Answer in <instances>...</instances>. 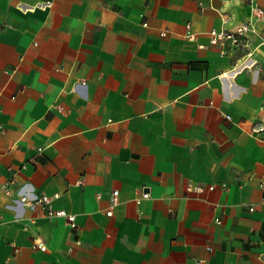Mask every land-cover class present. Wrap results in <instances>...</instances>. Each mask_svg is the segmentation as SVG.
Listing matches in <instances>:
<instances>
[{
    "label": "crops",
    "instance_id": "0c3cea01",
    "mask_svg": "<svg viewBox=\"0 0 264 264\" xmlns=\"http://www.w3.org/2000/svg\"><path fill=\"white\" fill-rule=\"evenodd\" d=\"M253 5L0 0V264H264V16L210 35Z\"/></svg>",
    "mask_w": 264,
    "mask_h": 264
},
{
    "label": "built area",
    "instance_id": "2783aa9c",
    "mask_svg": "<svg viewBox=\"0 0 264 264\" xmlns=\"http://www.w3.org/2000/svg\"><path fill=\"white\" fill-rule=\"evenodd\" d=\"M253 18L250 22L240 25L234 31H228L224 28L222 29H213L210 32L212 44H220L230 42L234 46H247L249 44V36L257 31L255 19L258 17L264 16V8L253 5L252 6ZM194 34L190 33L188 38H193ZM263 44H264V34H263ZM228 119L231 118L230 115L226 116ZM4 126L0 124V135L3 133ZM264 132V123L256 122L251 128V133L255 137L262 139L261 134ZM42 151V148L39 149ZM82 182V181H81ZM4 192L9 195L19 196V201L29 207L41 206L43 207L49 217H64L68 220L72 228L77 226V218L75 214L67 212L65 209H57L52 206L53 198L59 197V194L54 196H49L47 194H37L34 197H31L29 193H22V186L17 183L15 176H12L7 182L3 184ZM148 193L143 192L142 196L138 199L140 202L141 198L147 197ZM120 192L119 190H114L111 194V210L108 211V214L113 213V207L119 203ZM34 248L45 250L47 248L46 242L41 236H37L34 239Z\"/></svg>",
    "mask_w": 264,
    "mask_h": 264
},
{
    "label": "rangeland",
    "instance_id": "374dc122",
    "mask_svg": "<svg viewBox=\"0 0 264 264\" xmlns=\"http://www.w3.org/2000/svg\"><path fill=\"white\" fill-rule=\"evenodd\" d=\"M236 7V6H235ZM236 9V11H237V15L239 16V15H241V14H243V11H240V9L237 7V8H235Z\"/></svg>",
    "mask_w": 264,
    "mask_h": 264
}]
</instances>
